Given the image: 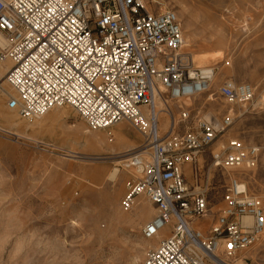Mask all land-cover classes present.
Segmentation results:
<instances>
[{
    "label": "built area",
    "instance_id": "built-area-1",
    "mask_svg": "<svg viewBox=\"0 0 264 264\" xmlns=\"http://www.w3.org/2000/svg\"><path fill=\"white\" fill-rule=\"evenodd\" d=\"M0 33V63L11 65L8 110L31 119L69 107L92 131L126 123L142 137L144 153L126 165L132 179L121 208L131 211L143 196L156 213L142 237L168 233L142 264L246 263L243 254L264 233V205L231 173L255 165L264 137L249 145L230 138L210 152V165L227 182L224 207L208 226L211 183L203 155L234 118L228 112L214 126L181 103L207 93L215 69L198 67L184 49L175 12L160 0H0ZM254 91L246 82L224 83L218 95L249 104ZM157 102L168 117L166 131Z\"/></svg>",
    "mask_w": 264,
    "mask_h": 264
},
{
    "label": "rangeland",
    "instance_id": "rangeland-1",
    "mask_svg": "<svg viewBox=\"0 0 264 264\" xmlns=\"http://www.w3.org/2000/svg\"><path fill=\"white\" fill-rule=\"evenodd\" d=\"M160 2L176 13L184 49L215 69L209 91L181 103L208 121L214 116L216 123L209 121L214 126L228 112L234 118L203 155L211 183L209 226L224 207L227 182L210 165V152L230 138L249 145L264 137V102L258 103L264 95V0ZM8 68V62L0 63V264H142L146 252L168 236L142 237V228L156 213L143 196L131 211L121 208L132 179L126 165L142 153V137L126 123L92 131L69 107L21 118L6 107L13 95L6 73L2 76ZM242 82L255 89L251 103L232 105L218 95L222 84ZM167 128L168 123L163 131ZM66 151L72 153L71 161L61 160L69 155ZM115 168L119 173L112 183L109 175ZM231 174L244 180L248 193L264 205L263 152L253 167ZM71 220L78 225L72 227ZM243 255L245 264H264V235Z\"/></svg>",
    "mask_w": 264,
    "mask_h": 264
},
{
    "label": "bare ground",
    "instance_id": "bare-ground-1",
    "mask_svg": "<svg viewBox=\"0 0 264 264\" xmlns=\"http://www.w3.org/2000/svg\"><path fill=\"white\" fill-rule=\"evenodd\" d=\"M163 10H165V9H163ZM5 45V39H4V37L2 36V34L0 33V48H2L3 46ZM194 55V54H193ZM194 58H195V63L197 64V66L198 67H200V68H202V67H204V65H205V61L206 60H204L203 58H199V57H197V55H195L194 56ZM9 63V62H8ZM10 63H9V68H10ZM8 68V69H9ZM8 69H4V73L2 74V76L5 74V73H7V71H8ZM212 98V97H211ZM210 101V100H209ZM264 102V95H262L261 97H260V101L258 102V103H263ZM154 110H155V112H157L158 114H157V116H158V121H159V127H160V129L161 130H164L165 129V127L167 126V123H168V121H167V119H168V117L166 116V114L164 113V112H162V110H163V108H162V104L160 103V102H157L156 104H155V106H154ZM38 118V117H37ZM208 119H209V121L211 122V123H216V120H215V118H214V116H212V115H209L208 116ZM119 131H122V128L121 127H119ZM96 140H98V139H96ZM99 142H100V140H98ZM218 151V150H217ZM66 152H68V154L69 155H67V154H64V155H62L61 156V160H63V161H71V158H72V156H70L72 153L70 152V151H66ZM144 153V151L141 153V154H143ZM67 156H70V158L69 157H67ZM59 158H60V156H59ZM243 168H247L245 165L243 166ZM243 170V169H242ZM119 173V170L118 169H114L112 172H111V174L109 175V181L110 182H112L113 183V181L116 179V177H117V174ZM147 212V214L149 213V211L147 210L146 211ZM70 225L73 227V226H77L78 224H77V222L75 221V220H71L70 221ZM163 233V232H162ZM161 233V234H162ZM165 233V236H167V232H164ZM161 234L159 235V236H157V237H154L153 239H156V238H159L160 236H161ZM263 235H264V233H263ZM152 239V238H151ZM238 264H242L241 262H239Z\"/></svg>",
    "mask_w": 264,
    "mask_h": 264
},
{
    "label": "crops",
    "instance_id": "crops-1",
    "mask_svg": "<svg viewBox=\"0 0 264 264\" xmlns=\"http://www.w3.org/2000/svg\"><path fill=\"white\" fill-rule=\"evenodd\" d=\"M118 131H119V130H118ZM119 133H120V135H121V138H122V139L124 140V142H125V141H126V140H125V139H126V138H125V135H124L122 132H120V131H119ZM160 237H161V236H160ZM160 237H159V238H160ZM157 239H158V238H157Z\"/></svg>",
    "mask_w": 264,
    "mask_h": 264
},
{
    "label": "snow or ice",
    "instance_id": "snow-or-ice-1",
    "mask_svg": "<svg viewBox=\"0 0 264 264\" xmlns=\"http://www.w3.org/2000/svg\"><path fill=\"white\" fill-rule=\"evenodd\" d=\"M231 247V246H230Z\"/></svg>",
    "mask_w": 264,
    "mask_h": 264
}]
</instances>
